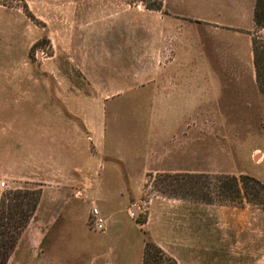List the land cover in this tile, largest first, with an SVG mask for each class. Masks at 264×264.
<instances>
[{
  "label": "rangeland",
  "instance_id": "rangeland-1",
  "mask_svg": "<svg viewBox=\"0 0 264 264\" xmlns=\"http://www.w3.org/2000/svg\"><path fill=\"white\" fill-rule=\"evenodd\" d=\"M228 1L161 0L153 11L145 6L155 0H0V200L39 192L5 264H142L147 242L175 264H254L261 243L264 264V203L207 204L175 190L185 175L264 185V85L242 38L230 42L204 21L208 4ZM191 38L223 100L150 107L158 90L188 79L177 48L190 49ZM250 39L252 53L264 28ZM154 117L182 124L170 135ZM238 185L264 201L253 182ZM201 219H213L211 232ZM201 237L202 249L190 244Z\"/></svg>",
  "mask_w": 264,
  "mask_h": 264
},
{
  "label": "crops",
  "instance_id": "crops-1",
  "mask_svg": "<svg viewBox=\"0 0 264 264\" xmlns=\"http://www.w3.org/2000/svg\"><path fill=\"white\" fill-rule=\"evenodd\" d=\"M255 1L256 0H229V4L223 2L219 5V7L208 4L205 9L206 17L204 18V21H206L208 27L215 31L222 32L226 40L234 42V38H237L234 36H239L242 38L244 44L243 50L248 52L247 60H249L251 63L253 54L251 53L250 38L252 37V31H254L255 28ZM173 24L179 25L180 20ZM224 38L222 37L220 40H224ZM191 42L194 44V46H192L190 49H186L184 46L177 48L181 52V58L187 59L186 61L188 63L186 65H184V63L182 64L184 68H181V71L183 76H188V79H186V81H184V83L180 86L164 87V89L158 90V95L150 100V107L198 109L199 107H213L216 105L215 103L221 102L223 100L222 85L216 78L217 74L214 73L213 69L210 67V63L203 52L200 51L198 55H194L197 51H199L197 48L195 49L196 44H198L197 39L191 38ZM181 43L185 44L183 41ZM188 64L189 67H187ZM199 75H202L203 77H210V80L208 81L205 79L204 83L199 82ZM252 78L253 80L255 79L254 71H252ZM252 88L258 90L256 83H254ZM181 122L182 119L176 121L175 118H171L169 121L165 120L164 122H161V120L156 117L152 119V123L155 124H169L170 126L168 127V130L170 131V135L176 133V131L179 129L178 123ZM162 134L163 133L157 134L156 136L158 137L156 139L167 140V138L165 139L167 135L162 136ZM196 206L198 205H193L190 208H195ZM199 208H207L203 210L204 212H207L209 206H199ZM212 222L213 219H201L199 220V225H197V227L206 229L210 228L209 231L211 232V229L213 228ZM209 231H206V235H208ZM202 239V237L199 241H194V239H192L190 244L199 245V248L202 249V244H204V242L201 241ZM179 242L180 240L175 238V247H180L181 244H179ZM213 242H210L211 249L214 248ZM254 248L256 250L257 245H255ZM259 248L260 254L258 257L255 251L254 264H262L261 243L259 244ZM203 250H208V244L206 248H203Z\"/></svg>",
  "mask_w": 264,
  "mask_h": 264
},
{
  "label": "trees",
  "instance_id": "trees-1",
  "mask_svg": "<svg viewBox=\"0 0 264 264\" xmlns=\"http://www.w3.org/2000/svg\"><path fill=\"white\" fill-rule=\"evenodd\" d=\"M161 0H155L151 5L145 6L148 10L159 11L161 8ZM254 24L259 29L264 28V0H256L254 7ZM259 48H263L259 51ZM252 54L255 67V75L259 84L264 85V43L257 45L256 41H252ZM229 181L225 183L223 180ZM249 180L260 189L264 196V185L256 180L246 177H208V176H176L175 190L184 196L187 194L192 198H200L207 204L218 203H235L239 200L238 205H242V201L247 200L253 202L254 205H262V199H251L242 194L239 190V181ZM213 181V182H212ZM172 182L169 185L172 186ZM204 190H207L204 193ZM211 192H216L217 200L209 197ZM39 200V192L30 193L28 191L17 190L8 192L2 200H0V264H5L16 239L20 235L22 229L26 226L28 220L33 214ZM11 230V231H9ZM142 264H175L173 259L167 257L165 253L153 242H147L144 246Z\"/></svg>",
  "mask_w": 264,
  "mask_h": 264
},
{
  "label": "built area",
  "instance_id": "built-area-1",
  "mask_svg": "<svg viewBox=\"0 0 264 264\" xmlns=\"http://www.w3.org/2000/svg\"><path fill=\"white\" fill-rule=\"evenodd\" d=\"M5 186L4 182L0 183V187L3 188ZM90 217H91V227L94 231L100 232L104 229V219L99 214L97 208H92L90 210Z\"/></svg>",
  "mask_w": 264,
  "mask_h": 264
}]
</instances>
